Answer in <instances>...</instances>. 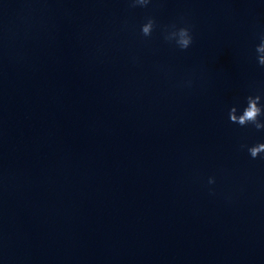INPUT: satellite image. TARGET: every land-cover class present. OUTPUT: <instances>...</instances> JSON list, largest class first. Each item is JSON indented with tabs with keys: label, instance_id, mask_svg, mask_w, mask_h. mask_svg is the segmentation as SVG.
<instances>
[{
	"label": "clouds",
	"instance_id": "1",
	"mask_svg": "<svg viewBox=\"0 0 264 264\" xmlns=\"http://www.w3.org/2000/svg\"><path fill=\"white\" fill-rule=\"evenodd\" d=\"M152 0H128L131 8H146ZM157 23L154 17H146L145 22L141 25L140 31L143 37H151ZM164 40L174 44L181 51L187 50L193 43V34L191 26H178L172 24L165 26L163 29ZM259 43L255 47V58L257 64L264 68V33L259 36ZM229 122L239 127L252 126L258 132H264V96L258 93L249 94L244 98V105L241 107L238 103L233 104L228 110ZM247 150L252 159H264V142H257L252 145L240 146ZM209 184H214L215 179L209 177Z\"/></svg>",
	"mask_w": 264,
	"mask_h": 264
}]
</instances>
